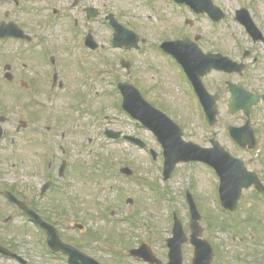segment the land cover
I'll list each match as a JSON object with an SVG mask.
<instances>
[{"label": "flooded vegetation", "instance_id": "1", "mask_svg": "<svg viewBox=\"0 0 264 264\" xmlns=\"http://www.w3.org/2000/svg\"><path fill=\"white\" fill-rule=\"evenodd\" d=\"M149 1L153 3L156 20L162 23L157 30L171 24L170 17L174 15H176L174 21L179 18L181 22L163 31L162 35L147 48L150 38L142 36L144 32L140 29L146 28V23L139 24L141 18L139 14H134L133 18L137 23L127 25L117 13L105 12L106 4L101 5L98 0H0V151L3 153V158L0 159V178L7 182L0 183V264H35L34 238L21 235V230L17 229L18 220H27L37 230L35 235L38 248L47 258L43 264H92L80 256L58 253L51 249L48 246L47 233L35 224L31 217L18 211L9 200L10 194L25 201L43 220L55 225L63 241L95 258L100 264H152L130 254L131 250L143 244L148 245L152 255L159 260L156 264L169 263L166 242L162 250H158L154 242H147L146 239L138 244L129 245L127 244L130 241L129 236L118 228L120 234L112 233L107 236V243L116 246L115 250L116 248L105 244L104 235L98 233L101 231H92L87 224L81 222L82 192L74 186L75 177L80 178L83 170L80 160L79 162L75 160V153H83L87 146L84 145L85 148L82 149V140H78L76 145L73 135L81 134V130L96 131L95 117H90L89 120L87 118L83 129H79L82 125L80 118L75 129L69 126L62 127L66 122L57 118V115L52 118L54 125L45 123L49 117L48 109H56L61 101L70 107L86 106L85 110L89 115L91 107L97 106L91 93L98 84L104 92L103 95L107 90H113L118 104L123 102L118 85L133 84L145 99L159 108L156 102L150 99L151 102L147 98L146 89L133 81L134 61L129 58L133 52L146 55L148 50L150 56L159 61L153 65L157 73L166 70L159 63H163L164 66L165 63H170L180 79L179 84L184 95L193 100L198 108H202L203 102L195 92L194 85L180 60L185 59L188 72L189 56L200 58V53L196 51H201L215 60L224 57L242 65V69H234L231 73L212 70L202 77L208 92L204 97L205 102L216 101L219 109L225 106L231 115L240 116L238 121L225 127L227 138L237 153L227 150L215 133H210V137L207 138L208 145L190 141L203 148H210L212 142L217 140L233 156L243 159L242 156L248 154L253 156L255 162H259L257 165H264V27L258 21L257 12L253 11L255 5L246 2L234 11L233 18L240 27L243 26L237 20L236 12L240 8H247L259 28V32L256 33L247 30L249 35L246 33L247 37L243 39L239 36L225 35L226 27L229 28V22L226 21L229 13L224 9L226 0H212L226 14L224 19L216 22L207 15H196L189 4H179L175 0ZM169 8H173L174 15L168 13ZM89 9H95L97 16L90 17L92 12L89 13ZM112 14L121 24L138 33L140 38L137 49L115 47L114 29L108 20ZM190 16L193 21L189 20ZM202 17L206 18L209 25L207 34L197 28V19ZM89 35L93 38L95 47H91ZM115 50H119L120 53L123 51L125 54L120 58V65L125 72L124 78H119L114 73ZM235 86L240 87L236 89L242 91L235 95L236 106L241 109L231 113L234 95L231 88ZM103 95L97 98L101 99ZM10 99L12 101L9 104ZM112 99L108 107L113 106ZM101 101L102 99L99 102ZM22 103L25 111L18 113L16 110ZM67 119L72 120L71 117ZM73 120L72 123L75 122L74 118ZM217 124L218 121L208 129H213ZM232 127L237 129L236 138L244 145L232 139L230 135ZM60 129L65 146L60 145L57 148L52 133L56 135ZM107 129L115 130L112 127ZM117 131L122 132L124 136L133 135L140 138L137 134ZM251 134L255 137L254 149L250 148L251 142L248 141ZM92 142L94 139L89 138V143ZM151 150L153 148L150 147L149 151ZM87 152L88 156H93L95 149L89 148ZM244 161L249 170L257 172L264 183L263 173L252 167L255 162ZM63 165L64 169L61 170ZM84 174L90 175L89 172ZM18 176L26 178L31 176L39 180L38 184L29 186L30 197H24L18 187L11 183V180ZM135 176L136 172L133 171L130 178L134 180ZM89 177L90 181H94V176ZM142 182L148 184L146 180ZM88 183L85 182V186ZM47 184H50V187L43 194V188ZM152 190L150 189L154 193ZM140 200H143V196ZM155 200H158V197H155ZM104 216L106 220L110 219L109 224H113L114 218H123L114 211L104 213ZM255 216L258 218L257 213ZM54 219L73 220L74 223L70 224V230L59 223L61 229ZM77 223L85 225L86 229L83 231L76 228L74 224ZM118 224L121 225L120 222ZM70 231L78 232L76 237L81 244L65 239V232ZM133 231L131 228L132 233ZM20 247L24 248V253L20 252ZM259 255L260 252L255 254L256 264L264 261V258H258Z\"/></svg>", "mask_w": 264, "mask_h": 264}, {"label": "rangeland", "instance_id": "2", "mask_svg": "<svg viewBox=\"0 0 264 264\" xmlns=\"http://www.w3.org/2000/svg\"><path fill=\"white\" fill-rule=\"evenodd\" d=\"M98 2L101 5L106 4L105 12L117 13L127 25L137 23L133 18L134 14H139L141 17L138 21L140 22L139 24L146 23V28L140 29L144 32L142 36L150 38L147 48H149L150 43H154L155 39L162 35L163 31L169 27L173 28L172 25L175 24L177 26L181 22L179 18L174 21V16L176 18V15H174L173 8H169L167 9L168 13L174 15L170 17L171 24L166 25L162 30H157L156 28L161 26L162 23L151 18L154 14L153 5L148 3L147 0L146 2L145 0H98ZM246 2L255 5L253 11L257 12L258 21L264 27V0H226L224 9L229 13V17L226 20L229 22V28L226 27L225 29L226 36L234 35L243 37V39L247 37L244 28L240 27L233 18L234 11L238 6L246 4ZM208 26L206 18L197 19V28L201 32H206L207 34ZM146 53V55H139L133 52L129 58L134 61L133 69L135 74L133 81L146 89L147 98L156 102V105L162 111L167 113L183 128L186 140L195 141L199 144L203 142L208 145L207 138L210 137V133H215L218 135V140L221 141L227 150L237 153L233 144L227 138L225 127L229 123L238 121L240 116L231 115L228 108L224 106L220 108L218 124L209 130L203 110L196 107L193 100L188 99L184 95L183 89L179 84L180 79L174 72L172 65L164 62V66L163 63H159L166 70L157 73L153 65L159 61L151 57L148 50ZM124 55L123 51L120 53L119 50H115L113 56L114 73L119 78H124L125 75L120 65V58ZM91 94L97 106L91 107L89 115L87 110H85L86 106L81 109L78 106L73 112L69 105H65V102L61 101L55 110L52 108L48 109L50 118L45 122L47 125H54L55 123L52 120L54 115H57V118L59 117L61 120L64 119L63 121L66 122L64 127L74 121L73 117L81 119L82 125L79 126V129H83L86 126L87 118L89 120L90 117H95L94 121L97 122L96 131L84 132L81 130V134L74 133L73 135L76 145H78V140H82V149L85 148L84 145L87 146L83 153H75V160L77 159L79 162L83 158L90 161V163L85 164V160L82 159L84 163L82 175L80 178L75 177L74 187L82 192L81 222L87 224L92 231H101L98 233L104 235L103 241L105 244L108 241L107 236L109 234H120L118 229L120 228L130 238L127 244H138L141 240L146 239L147 242H154L158 250H162L165 248L163 246L166 239L172 236L175 211L181 219L185 231L188 235L190 234V213L186 201V192L190 191L194 196L200 213H202L201 225L204 228V238L211 242L215 250L213 264H256L255 254L259 252L261 255L258 258H264V245L260 237L264 236V197H262V200L260 197H252L255 192L247 191L239 202L241 206L239 205L240 210L235 214L237 216L231 218L225 215L218 199L219 181L217 175L206 165L201 163L179 164L173 172L172 178L164 182L162 177L164 159L161 156V148L155 136L142 126L134 124V121L129 118L122 108L116 107V105H113L112 108H99L109 105L115 94L113 90H107V93L103 95L104 92L98 84L95 87V91ZM99 95H103L101 102H99L101 99L97 98ZM11 101L10 99L9 104ZM16 111L23 113L25 111L24 104H20L19 109ZM68 117H71L72 120L67 119ZM90 121L87 122L89 123ZM106 127L139 135L148 144L149 148L155 149L160 154L158 160L154 161L148 150H141L122 141L108 140L104 134ZM61 134L62 129L56 135L52 133L57 142V148L60 145L65 146L61 139ZM89 138L94 139V142L90 144ZM89 148L95 149L93 156H88L87 151ZM100 157H104L105 162H102ZM1 158H3V153L0 151ZM242 158L251 163L255 162L253 156L248 154H244ZM106 161L108 162V172L104 173ZM257 163L259 162L256 161L252 164V167H255L264 175V165H257ZM123 166H129L136 172L134 180L122 178L117 174V171ZM84 172H89V176H94V181H90V177L86 176ZM77 179L79 180L77 181ZM145 180L148 181V184L142 182ZM38 182L37 178L31 176L28 178L18 176L16 179L13 178L11 180V183L18 187L19 192L23 193L24 197H30L29 186L34 185V183L38 184ZM85 182H89L88 185L85 186ZM0 183L7 182L0 178ZM149 185L160 187L164 199L155 200L157 194L150 191L151 187ZM157 191L159 192V190ZM142 196L143 200H140ZM54 197L55 195H53ZM130 198L133 199V204L127 203ZM112 211L117 212V215L123 216V218H114L113 224H109L110 219L106 220L104 213ZM253 212L257 213L258 218L253 219L251 217ZM54 222L61 229L60 224L68 230H70V224L74 223L73 220L60 221L55 219ZM16 224L17 229L21 230L22 236L26 237L28 235L34 238L33 259L35 264H43L42 262H45L47 258L40 253V248H38L35 235L37 230L25 220H18ZM131 227L134 230L133 233L131 232ZM76 233L65 232L66 236L64 235V237L66 240L81 244L76 237ZM141 234L142 236L140 237ZM242 238H245L244 241H242ZM106 245L116 248L110 243ZM19 249L20 252L24 253L23 247ZM183 252L184 264H192L193 248L190 245H185ZM259 264H264V261Z\"/></svg>", "mask_w": 264, "mask_h": 264}, {"label": "water", "instance_id": "3", "mask_svg": "<svg viewBox=\"0 0 264 264\" xmlns=\"http://www.w3.org/2000/svg\"><path fill=\"white\" fill-rule=\"evenodd\" d=\"M180 1L186 2V0ZM189 1L196 4L195 1ZM198 5L200 7L199 12H208L213 16L216 14L218 15V12H220L218 8L212 5L210 0H199ZM250 22L252 23L251 20ZM117 36L118 39L122 37L120 34ZM222 68L227 69L224 64H222ZM200 90L202 89L200 88ZM124 109L127 110L134 118L142 120L145 125L150 127L162 141L166 156L165 179L169 178L176 164L179 162H206L214 166L222 178L220 188L222 204L230 211L236 210L243 188H249L255 184L258 188L262 189V185L256 174L247 172L242 162L232 158L219 146L215 147L213 150H203L191 143L184 142L180 128L165 115L144 102L143 99L138 100V98H134L132 96H125ZM206 112L211 120V123H215L216 116L218 114L216 104L213 103L210 106H206ZM17 205L24 212L32 213V211L27 209L24 203L18 200ZM190 205L192 216L191 227L193 232L191 241L196 245V258L194 260V264H211L213 259L212 249L207 241L200 239L202 236V228L199 225L201 217L191 197ZM35 220L48 229L50 239L49 243L53 249H66V246L59 239L58 232L54 228L45 224L39 217H35ZM186 241L187 239L181 223L178 219H176L174 238L171 239V246L172 249L176 247L175 253L179 255L180 264L181 246ZM177 264H179V262H177Z\"/></svg>", "mask_w": 264, "mask_h": 264}]
</instances>
